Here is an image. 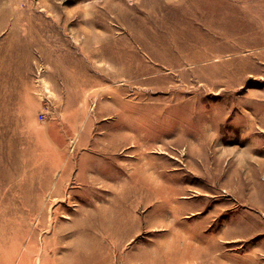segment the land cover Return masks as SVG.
I'll return each mask as SVG.
<instances>
[{
    "label": "rangeland",
    "instance_id": "obj_1",
    "mask_svg": "<svg viewBox=\"0 0 264 264\" xmlns=\"http://www.w3.org/2000/svg\"><path fill=\"white\" fill-rule=\"evenodd\" d=\"M102 263L264 264V0H0V264Z\"/></svg>",
    "mask_w": 264,
    "mask_h": 264
},
{
    "label": "bare ground",
    "instance_id": "obj_2",
    "mask_svg": "<svg viewBox=\"0 0 264 264\" xmlns=\"http://www.w3.org/2000/svg\"><path fill=\"white\" fill-rule=\"evenodd\" d=\"M134 155H135V154H134ZM47 195H48V194H47ZM53 195H54V193L52 194V196H53ZM45 196H46V195H45ZM50 196H51V195H50ZM46 198H47V197H46ZM46 198H45V199H46ZM55 198H56V197H55ZM45 199H44V200H45ZM47 199H48V198H47ZM42 202H43V201H42ZM48 202H49V200H48ZM40 204H41V203H40ZM45 204H46V203H45ZM41 205H42V204H41ZM30 206H31V205H29V206L26 207V208L23 207V210L25 209L24 215L22 216V220H23V221H26V219L29 218V215L32 214L33 212H37V211H38V210H35V209L32 210V208H30ZM42 206H43V205H42ZM21 208H22V207H21ZM44 208H45V206H44ZM18 209H20V208H18ZM20 210H21V209H20ZM83 211H85V210H83ZM40 213H44V210L41 211ZM47 213H48V212H47ZM78 213H79V212H78ZM110 213H111V212H110ZM85 214H86V213H85ZM89 214H90V213H89ZM106 214H107V213H106ZM42 215H43V214H42ZM109 215H111V214H109ZM36 216H37V213H36ZM40 216H41V215H40ZM44 216H46V215H44ZM81 216H83V214H82ZM102 216H103V215H102ZM32 217H33V216H32ZM42 217H43V216H42ZM73 217H74V216H73ZM88 217H89V216H88ZM98 217H99V215H98ZM43 218H44V217H43ZM86 218H87V217H86ZM86 218H85V219H86ZM112 218H113V217H112ZM30 219H31V218H30ZM79 219L81 220V218H79ZM87 219H88V218H87ZM89 219H90V218H89ZM40 220H41V219H40ZM75 220H76V219H75ZM82 220H83V218H82ZM110 220H111L110 217H106V218H105V221H108V222H109ZM76 221H77V220H76ZM85 221H86V220H85ZM31 222H33V221H31ZM43 222H44V221H43ZM71 222H72V221H71ZM29 223H30V222H29ZM62 223H64V222H62ZM81 223H82V222H81ZM111 223L113 224V222H111ZM35 224H36V223H35ZM44 224H45V223H44ZM50 224H51V223H50ZM73 224H77V223H73ZM112 224H111V225H112ZM36 225H37V224H36ZM38 225H39V224H38ZM42 225H43V224H42ZM111 225H110V226H111ZM64 226H65V225H64ZM31 227H32V225H31ZM31 227H30V228H31ZM53 227H54V225H53ZM59 227H62V226H59ZM32 228H33V227H32ZM44 228H45V227H44ZM74 228H75V227H74ZM59 229H60V228H59ZM63 229H64V227H63ZM66 229H67V228H66ZM69 229H70V227H69ZM69 229H68V230H69ZM75 229H76V228H75ZM78 229H80V227H79ZM36 230L38 231L37 228H36ZM61 230H62V228H61ZM70 230H71V229H70ZM72 230H73V228H72ZM30 231H31V230H30ZM59 231H60V230H59ZM63 231H64V233L66 232L65 229H64ZM74 232H75V231H74ZM31 233H32V232H31ZM77 233H78V232H77ZM33 241H34V240H33ZM49 249H50V248H49ZM53 249H54V248H53ZM202 259H203V258H202ZM104 262H106V261H104ZM102 264H103V263H102Z\"/></svg>",
    "mask_w": 264,
    "mask_h": 264
},
{
    "label": "crops",
    "instance_id": "obj_3",
    "mask_svg": "<svg viewBox=\"0 0 264 264\" xmlns=\"http://www.w3.org/2000/svg\"><path fill=\"white\" fill-rule=\"evenodd\" d=\"M62 180L66 181V180H70L69 178H62ZM261 243H259L258 245H260ZM258 251H260V249H258Z\"/></svg>",
    "mask_w": 264,
    "mask_h": 264
},
{
    "label": "built area",
    "instance_id": "obj_4",
    "mask_svg": "<svg viewBox=\"0 0 264 264\" xmlns=\"http://www.w3.org/2000/svg\"><path fill=\"white\" fill-rule=\"evenodd\" d=\"M44 117V115H42Z\"/></svg>",
    "mask_w": 264,
    "mask_h": 264
}]
</instances>
